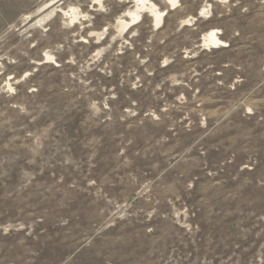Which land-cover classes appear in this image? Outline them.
Returning a JSON list of instances; mask_svg holds the SVG:
<instances>
[{"label":"rangeland","instance_id":"374dc122","mask_svg":"<svg viewBox=\"0 0 264 264\" xmlns=\"http://www.w3.org/2000/svg\"><path fill=\"white\" fill-rule=\"evenodd\" d=\"M149 1L0 0V264H264V0Z\"/></svg>","mask_w":264,"mask_h":264},{"label":"bare ground","instance_id":"6f19581e","mask_svg":"<svg viewBox=\"0 0 264 264\" xmlns=\"http://www.w3.org/2000/svg\"><path fill=\"white\" fill-rule=\"evenodd\" d=\"M137 9L131 12L129 15H133L137 13L138 10H143L149 13L150 16H153V24L155 27H160V23L162 22V15L164 14L163 10H160L154 3L149 0H138ZM169 7V9L174 8L177 5V0H163ZM201 11L198 13L200 14ZM122 27V25H121ZM217 30H210L204 35V41H218L219 39L215 36ZM214 34V35H213Z\"/></svg>","mask_w":264,"mask_h":264}]
</instances>
